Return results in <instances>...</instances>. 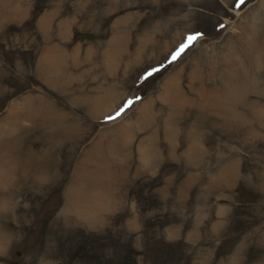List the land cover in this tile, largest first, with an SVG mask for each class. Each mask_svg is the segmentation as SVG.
Here are the masks:
<instances>
[{"label":"rangeland","instance_id":"374dc122","mask_svg":"<svg viewBox=\"0 0 264 264\" xmlns=\"http://www.w3.org/2000/svg\"><path fill=\"white\" fill-rule=\"evenodd\" d=\"M237 4L0 0V264H264V0Z\"/></svg>","mask_w":264,"mask_h":264},{"label":"snow or ice","instance_id":"6c2138e0","mask_svg":"<svg viewBox=\"0 0 264 264\" xmlns=\"http://www.w3.org/2000/svg\"><path fill=\"white\" fill-rule=\"evenodd\" d=\"M245 2V0H239V4H237V7H239L240 5H242ZM220 27H223V25H220ZM203 35V33H196L194 35H191L188 37V42L184 45L181 46L180 50L173 56V60L177 59L187 48H189L190 46H192L193 43H195L201 36ZM155 71V70H153ZM152 72H149L146 74L147 76H151ZM129 107L131 106V102H129ZM123 109L120 112H117L115 117H108V119H116L118 118L122 113H123Z\"/></svg>","mask_w":264,"mask_h":264},{"label":"water","instance_id":"95a60500","mask_svg":"<svg viewBox=\"0 0 264 264\" xmlns=\"http://www.w3.org/2000/svg\"><path fill=\"white\" fill-rule=\"evenodd\" d=\"M6 264H20L17 260H9Z\"/></svg>","mask_w":264,"mask_h":264},{"label":"bare ground","instance_id":"6f19581e","mask_svg":"<svg viewBox=\"0 0 264 264\" xmlns=\"http://www.w3.org/2000/svg\"><path fill=\"white\" fill-rule=\"evenodd\" d=\"M195 45H196V42H195ZM172 85V84H171ZM167 89V88H166ZM165 90V89H164ZM178 90V89H177ZM164 93H166V92H164ZM164 93H163V95H164ZM168 94H169V92H168ZM168 97H169V95H168ZM1 128V127H0ZM143 153V152H142ZM145 153V152H144ZM144 155V154H143ZM8 167V166H7ZM6 167V168H7ZM9 168H7L6 170H8ZM80 172H82V171H80ZM9 173V175L12 177L13 175L11 174V172H8ZM8 176V175H7ZM0 185H1V182H0Z\"/></svg>","mask_w":264,"mask_h":264}]
</instances>
